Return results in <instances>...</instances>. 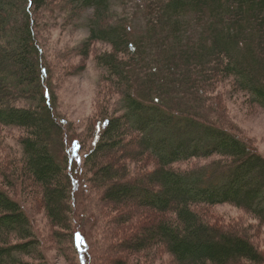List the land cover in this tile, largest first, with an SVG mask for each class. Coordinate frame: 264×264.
Returning <instances> with one entry per match:
<instances>
[{"label": "trees", "instance_id": "obj_1", "mask_svg": "<svg viewBox=\"0 0 264 264\" xmlns=\"http://www.w3.org/2000/svg\"><path fill=\"white\" fill-rule=\"evenodd\" d=\"M62 5L71 19L88 14L84 60L95 43L110 47L95 61L120 96L119 115L104 112L86 151L58 115L35 30L34 14L49 0H0V126L22 132L12 173L41 197L51 226L69 232L79 264L91 258L87 236L73 228L76 195L88 183L103 205L126 209L117 227L139 210L152 215L122 242L130 253L162 248L172 264H264L247 238L194 210L231 205L264 224V157L210 115L226 81L264 110V0H135L132 14L117 13L113 0ZM148 160L152 169L133 171ZM197 161L208 163L179 168ZM40 248L25 210L0 189V264H49Z\"/></svg>", "mask_w": 264, "mask_h": 264}, {"label": "rangeland", "instance_id": "obj_2", "mask_svg": "<svg viewBox=\"0 0 264 264\" xmlns=\"http://www.w3.org/2000/svg\"><path fill=\"white\" fill-rule=\"evenodd\" d=\"M64 1L49 0L47 10L39 16L34 14L38 21L35 30L48 65L49 86L57 101L58 115L70 124L72 135L82 139L88 151L92 128L102 119L104 112L108 110L112 116L119 115L120 96L111 90L107 74L97 67L95 61L96 56L109 52L110 47L95 43L90 56L84 60L79 51L87 38L88 31L82 21L86 20L88 14H83L82 20V17L71 19L62 10ZM134 1L113 0L115 11L132 14ZM216 90L218 99L212 107L214 113L210 114L211 117H215L221 125L264 157V110L251 105L244 93L234 91L230 81L217 86ZM21 135L19 129L0 126V189L25 210L49 264H79L70 235H67L69 232H58L51 226L42 208L41 197L35 193V189L30 191L29 183L24 185L22 179H17L12 173L11 164L20 158L18 143ZM206 163L208 161L185 163L180 164L179 168H192ZM134 166L133 171L139 173L152 169L154 161L148 160ZM88 186L89 192L83 191L79 196L76 195L74 210L77 217L73 224L74 229H82L90 243L91 258L88 264H172V257L162 248L133 254L123 246L124 239L140 225L150 221L152 215L149 211L145 210L141 216L142 210H139L138 215L135 213L130 217L129 223L117 227L116 217L126 212V209L115 211L109 205H103L100 201L101 192L91 189L90 183ZM194 210L210 225L244 236L264 255V224L246 211L231 205L196 206Z\"/></svg>", "mask_w": 264, "mask_h": 264}]
</instances>
